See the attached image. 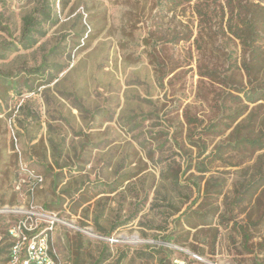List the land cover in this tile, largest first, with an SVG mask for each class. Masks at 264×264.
Returning <instances> with one entry per match:
<instances>
[{"label": "rangeland", "instance_id": "374dc122", "mask_svg": "<svg viewBox=\"0 0 264 264\" xmlns=\"http://www.w3.org/2000/svg\"><path fill=\"white\" fill-rule=\"evenodd\" d=\"M40 1L0 0V44L17 42L23 16ZM178 1L71 0L62 9L57 0V21L44 24L34 46L0 53V74L21 91L11 90L0 111V206L56 214L53 243L64 264L193 254L202 257L196 264H264V186L241 201L243 185L264 170V149L206 158L252 113L259 130L264 100L225 134L203 131L235 108L229 95L243 96L238 87L264 82V39L254 52L237 35L240 0ZM40 66L44 76L27 74ZM7 87L0 76V93ZM22 164L44 178L34 192L17 189ZM115 180L122 185L111 191L105 183ZM208 187L215 222L177 225L189 207L206 206ZM13 219L0 215L1 258ZM170 234L181 242L166 241Z\"/></svg>", "mask_w": 264, "mask_h": 264}, {"label": "trees", "instance_id": "16d2710c", "mask_svg": "<svg viewBox=\"0 0 264 264\" xmlns=\"http://www.w3.org/2000/svg\"><path fill=\"white\" fill-rule=\"evenodd\" d=\"M71 0H60V4L62 9H64ZM169 4L178 3V0H167ZM244 0L239 1V8L241 12L245 15L242 18V30L243 34H237L240 38L243 39L244 43L249 44L252 47V50L255 52L256 42L264 39V34L262 30H264V6L259 3L256 4H243ZM57 0H41L37 6L33 8L30 13H27L23 16V26L21 35L17 38V42H11L8 46L5 43L0 44V53L2 51L7 50H16L19 46H22L25 49H28L34 46L40 36L44 35L46 31L44 30V24L56 23L58 14L56 10ZM44 66H40L39 68H34L32 70H28V75H41L40 71H42ZM27 75V76H28ZM2 79L8 83L7 90L4 93H0V98L2 101H6L10 96V91L15 90L17 93H21L18 87V83L10 79V75L3 73L0 74ZM44 76V75H41ZM25 83H29L27 80ZM241 94H230V101L235 104V108L233 106H229V113L225 114L221 119L214 120L210 122L203 131L208 133H214L218 135L225 134L226 131L231 129L234 126V123L245 113L247 107L251 103H256L260 100H264V82L261 83V86H251L248 89L238 87L237 88ZM245 102V103H244ZM226 107L222 109L225 111ZM0 111H2V105L0 102ZM253 113L248 117L249 123L245 124L243 121L238 122L231 132L227 135L226 139L222 142L218 143L215 149L210 152L207 159H210L211 162L217 159L224 158V155L228 152H244V151H257L264 149V118L261 120V127L259 130H256L255 125L251 123V117ZM222 118H225L224 120ZM247 130V132H244ZM199 145L198 142H195ZM207 150L206 146L202 147V153H205ZM204 162L201 161L198 165V169L200 171H205ZM64 176L62 175L61 178ZM62 179L58 180L55 183L57 186ZM105 185L109 186L111 191L116 190L118 187L122 185V182L119 180H115L112 183H105ZM264 186V170L262 166L257 170V173L251 176V179L247 184L243 185V191L241 192V201H250L259 192V190ZM74 191L70 189H63L64 194H69L73 196ZM206 206L202 204L198 206L196 209H192L189 207L181 216L176 219V224H182L183 226H187L190 228H197L198 226H211L215 219L217 218L219 212V206L213 202V200L209 201L212 195H209V187L206 189ZM219 193V192H218ZM212 199V198H211ZM62 203L65 199H61ZM59 203V201H58ZM58 205V204H57ZM47 207L49 205L47 204ZM222 216V215H221ZM7 233V232H6ZM190 233V230H188ZM8 237V236H7ZM9 240V239H8ZM168 242H181L177 236H173L170 234L165 238ZM11 246V242L6 245L8 248V255L5 258H1V254L4 252L3 248H0V264H7L9 260V249ZM195 251L198 253H204V251L195 246ZM104 256H101L98 260L101 263L104 260ZM123 259V257H121ZM190 261L196 262V259H191ZM170 256L160 257L158 260V264H172ZM72 264H77V262H73Z\"/></svg>", "mask_w": 264, "mask_h": 264}, {"label": "built area", "instance_id": "2783aa9c", "mask_svg": "<svg viewBox=\"0 0 264 264\" xmlns=\"http://www.w3.org/2000/svg\"><path fill=\"white\" fill-rule=\"evenodd\" d=\"M255 1L264 6V0ZM21 170L23 172L17 182V189L21 190L25 184L28 186V191L34 192L35 188L44 181L43 176L27 164H22ZM0 215L14 217L7 227V236L11 242L7 264H64L53 243L54 229L61 221L56 214L42 205L6 204L0 206ZM193 256L195 259H202L197 254ZM172 264H196V262L175 258Z\"/></svg>", "mask_w": 264, "mask_h": 264}, {"label": "crops", "instance_id": "0c3cea01", "mask_svg": "<svg viewBox=\"0 0 264 264\" xmlns=\"http://www.w3.org/2000/svg\"><path fill=\"white\" fill-rule=\"evenodd\" d=\"M15 91V90H14ZM2 101V99L0 98V102ZM3 102H6V101H2L1 102V105L3 106ZM32 115V114H31ZM32 162L34 161V159H30Z\"/></svg>", "mask_w": 264, "mask_h": 264}]
</instances>
